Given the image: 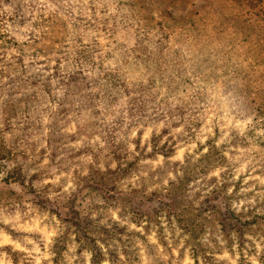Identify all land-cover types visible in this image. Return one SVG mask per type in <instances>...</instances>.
<instances>
[{
  "label": "clouds",
  "instance_id": "obj_1",
  "mask_svg": "<svg viewBox=\"0 0 264 264\" xmlns=\"http://www.w3.org/2000/svg\"><path fill=\"white\" fill-rule=\"evenodd\" d=\"M0 264H264V0H0Z\"/></svg>",
  "mask_w": 264,
  "mask_h": 264
}]
</instances>
